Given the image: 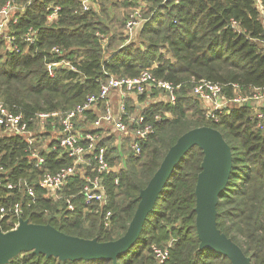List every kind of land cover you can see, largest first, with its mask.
Segmentation results:
<instances>
[{
	"label": "trees",
	"instance_id": "1",
	"mask_svg": "<svg viewBox=\"0 0 264 264\" xmlns=\"http://www.w3.org/2000/svg\"><path fill=\"white\" fill-rule=\"evenodd\" d=\"M5 1L0 0V6ZM106 1L100 0L98 10H83L79 0H30L14 26L19 50L6 51L5 39L0 36V99L29 111H64L82 103L88 94L97 93L108 73L135 76L150 69L158 77L181 84L177 100L148 105L147 120L153 123L154 131L140 154L130 148L125 151L119 182L108 178L106 208L112 210L110 226L105 227L102 214L78 194L83 181L79 176L64 192L72 198L75 209L66 207L64 197L46 196L39 185L41 174L70 164L71 159L59 156L56 150L36 166L24 149L25 141L16 137L0 140V164L8 170L10 180L27 178L37 197L33 200L22 191L4 189L2 195L6 198H0V204L19 200L23 206L21 217L31 222L50 223L65 233L98 237L101 241L116 239L127 230L141 189L170 146L185 131L209 125L221 131L233 152L230 177L217 204V225L252 257L253 264H264V122L262 127L258 125L255 107L247 103L217 111V119L207 118L200 104L203 101L193 94L192 82H219L227 97L238 91L264 88V16L257 0H146L148 19L140 28L144 37L129 43L123 32L126 13L123 11L117 20L108 18ZM118 2L124 4L127 0ZM52 3L60 5L61 11L49 23L47 7ZM29 26L38 31L35 44L21 38ZM97 32L108 35L105 50ZM55 45L60 52L51 51ZM62 58L71 60L76 69L58 67L51 75L48 63ZM186 79L190 84L184 82ZM134 105L130 101L128 108ZM157 113H161L160 121L155 120ZM203 156L202 149L194 146L176 166L146 219L141 237L118 257L117 264H149L153 261L152 246H163L172 238L175 241L166 264H232L227 256L199 248L195 185ZM18 220L4 219L1 228L9 230ZM20 261L115 264L100 259L63 261L31 251L20 253L8 264Z\"/></svg>",
	"mask_w": 264,
	"mask_h": 264
},
{
	"label": "built area",
	"instance_id": "2",
	"mask_svg": "<svg viewBox=\"0 0 264 264\" xmlns=\"http://www.w3.org/2000/svg\"><path fill=\"white\" fill-rule=\"evenodd\" d=\"M83 10H98L100 0H79ZM17 0H6L0 6V36L5 39V50H19L18 35L14 28L20 21L29 4ZM130 9L126 14L124 32L126 42H129L134 31L140 29L148 19L145 15L147 4L145 0H127ZM257 5L264 16V4L257 0ZM47 20L49 23L58 18L61 6L50 4ZM235 24V22H233ZM102 39L104 50L107 48L108 35L97 32ZM129 36V38L127 37ZM23 41L35 44L39 40L38 31L29 26L21 35ZM264 45V40L262 41ZM51 51L60 52L55 45ZM58 67H68L75 70L71 60L62 58L48 63L51 75ZM193 94L206 105V117L217 119V111L235 105L251 103L259 119L258 125L263 126L264 119V88H255L250 95L236 94L227 97L224 85L208 79H193ZM181 86L171 80L155 75L150 69H143L135 76H116L108 73L97 93L88 94L86 99L68 110L29 111L18 104H9L0 99V140L16 137L25 141V151L30 161L36 166L46 162L53 151L59 156H67L71 163L56 170H45L39 185L44 194L56 199L64 197L66 207L75 209L72 198L64 194L71 180L79 176L83 181L78 194L85 203L96 207L94 210L103 216L105 227L110 226L112 210L107 209L109 200L107 180L113 178L119 182V173L125 164L126 150L129 148L140 154L143 144L154 131L153 123L147 120V101L141 103L140 96L150 99L155 91L164 93L165 99L160 101L174 103L177 91ZM156 99V98H155ZM130 101L135 106L130 109ZM143 104V105H142ZM260 105V106H258ZM169 115L168 112H166ZM156 121L162 118L161 113L155 116ZM10 174L3 163L0 164V198L4 189L22 191L33 200L37 193L34 185L27 179L19 177L10 180ZM22 202L12 201L10 204H0V228L4 219L21 217ZM19 220L12 227L18 224ZM2 229V228H1ZM175 239H170L165 245H153V261L149 264H166ZM19 264H30L20 261Z\"/></svg>",
	"mask_w": 264,
	"mask_h": 264
},
{
	"label": "water",
	"instance_id": "3",
	"mask_svg": "<svg viewBox=\"0 0 264 264\" xmlns=\"http://www.w3.org/2000/svg\"><path fill=\"white\" fill-rule=\"evenodd\" d=\"M251 106V103H247ZM198 146L204 154L195 185V225L199 248L227 256L232 264H253L252 257L217 225V204L233 167V152L221 131L202 125L182 133L164 155L159 167L139 193L135 213L123 235L101 241L65 233L50 223L20 217L9 230L0 228V264H8L24 251L61 260H112L126 253L141 237L144 224L157 199L185 155Z\"/></svg>",
	"mask_w": 264,
	"mask_h": 264
},
{
	"label": "rangeland",
	"instance_id": "4",
	"mask_svg": "<svg viewBox=\"0 0 264 264\" xmlns=\"http://www.w3.org/2000/svg\"><path fill=\"white\" fill-rule=\"evenodd\" d=\"M118 1H121V0H108V1H106L105 3H104V7H107V11H106V14L107 15H109V17L108 18H113V17H115L116 18V20L118 19V18H120L122 15V12L124 11L126 14L128 13V11H129V9H130V6H129V3L128 2H124V4L123 3H120V2H118ZM124 1V0H123ZM118 2V3H117ZM145 2H146V4H147V1L145 0ZM111 3H115L114 5H112ZM147 8H149V6H148V4H147ZM147 12H146V16H147V13H148V11H149V9H147L146 10ZM105 13H103V15H104V18H106V15ZM148 17V16H147ZM143 25V24H142ZM113 29H116V27L115 28H113ZM123 32H124V30H123ZM125 33V32H124ZM128 38H129V36H127ZM144 36H143V34H142V32H141V29H137L136 31H134L133 32V34H132V36H131V39H130V41L129 42H131V41H133V40H135V41H140L142 38H143ZM129 42H126V43H129ZM185 83H189L190 84V80L189 79H186L185 81H184ZM255 91V89H252L250 92H242V91H238L237 93L238 94H242V95H250L251 93H253ZM154 97L156 98V99H165V95H164V93H159L158 91H155L154 92ZM201 104V106H204L205 107V109L207 108L206 107V105H205V103L203 104V103H200ZM262 122H264V119H263V121Z\"/></svg>",
	"mask_w": 264,
	"mask_h": 264
},
{
	"label": "crops",
	"instance_id": "5",
	"mask_svg": "<svg viewBox=\"0 0 264 264\" xmlns=\"http://www.w3.org/2000/svg\"><path fill=\"white\" fill-rule=\"evenodd\" d=\"M145 101H147L146 103H147V105H149L151 103L160 101V99H155L154 95H152V97L150 99H148V97H147V98H145V100H141V103H145ZM258 106H260V105H258Z\"/></svg>",
	"mask_w": 264,
	"mask_h": 264
}]
</instances>
